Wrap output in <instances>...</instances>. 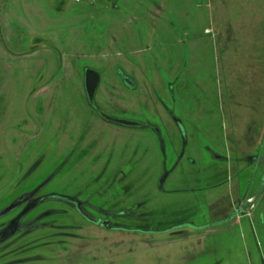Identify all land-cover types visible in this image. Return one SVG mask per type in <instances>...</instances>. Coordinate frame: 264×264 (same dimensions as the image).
I'll return each mask as SVG.
<instances>
[{"label": "rangeland", "instance_id": "obj_1", "mask_svg": "<svg viewBox=\"0 0 264 264\" xmlns=\"http://www.w3.org/2000/svg\"><path fill=\"white\" fill-rule=\"evenodd\" d=\"M113 1L0 0V207L56 172L44 192L87 196L110 189L109 182L96 185L102 175L120 173L123 206L140 205L124 217L126 226L157 231L186 226L127 233L119 246H93L83 251L87 264H262L264 205L234 227L220 223L232 211L235 182L252 175L214 160L207 150L237 158L243 156L241 145L260 136H249L247 125L235 128L249 114L235 107L245 81L235 77L241 71L225 68L226 50L244 44L238 13L251 10L249 0L232 6L229 0H118V9ZM222 5L231 7L226 12ZM194 37L197 41H189ZM87 67L102 73L109 90L119 68L136 77L129 96L99 90L96 100L109 113L125 112L121 118L165 127V137L170 135L165 152L150 129L120 127L93 113L83 83ZM232 78L231 113L225 80ZM165 108L187 114L184 149ZM199 125L210 127V136ZM167 170L172 173L161 189ZM55 252L40 244L27 254Z\"/></svg>", "mask_w": 264, "mask_h": 264}, {"label": "flooded vegetation", "instance_id": "obj_2", "mask_svg": "<svg viewBox=\"0 0 264 264\" xmlns=\"http://www.w3.org/2000/svg\"><path fill=\"white\" fill-rule=\"evenodd\" d=\"M77 1L79 2L80 0ZM92 1L95 2V0ZM189 41H197V38L195 37L191 38L189 39ZM128 75L131 76L130 74ZM132 77L135 80H137L136 77L134 76ZM112 79L113 80L111 81L110 84L111 90H109L108 88H106V86H102L104 80L102 76L98 92L99 90H102L106 94L109 93L111 97H114L116 93L118 96H121V98H123V96L125 95L127 96L130 95L127 91L129 90L133 91V89L135 88V86H131L132 88L126 86L122 78L119 76V74H116V76L114 78L112 77ZM83 83H84V72H83ZM170 91H171V96H176V91L172 84H170ZM179 93L181 94V92ZM85 98L87 101L86 90H85ZM87 105L89 106L88 102ZM89 107L101 121L103 120L104 122H108L102 119L98 115L99 112L96 109L92 108L91 106ZM165 110L167 112L166 113L167 116L171 117L169 111L171 109L165 108ZM120 111L121 112L117 114H113L103 110L104 113H107L118 119H124L121 118L120 115L125 114V112H123L122 110ZM181 115L183 116V113ZM115 125L124 127L120 124H115ZM154 126H156L160 130L165 141L167 140V137H169L170 139V135L169 133H167L168 132L167 130L166 133L168 134V136L165 137L164 135L165 127H161L155 124ZM200 129L202 133L210 136V134L206 132V127L201 125ZM150 130L158 138L157 133L151 128ZM222 164L237 165L238 170L239 172H241L242 175L244 174L246 175L248 173L251 174L252 172V167L249 166V163L247 162L240 163L237 160L233 161V159H231L229 161L222 162ZM107 177L109 178L106 179L105 175H102L100 178L97 179L96 185L102 186L104 183L109 182L106 187H110V189L106 188V189H102L101 191L93 190L92 194L89 196L82 195L81 192H76V191H69V192H65L61 190L52 191V192L40 191L37 194L38 197L49 194H56L66 198L76 199L79 203H72L71 201L65 200L63 198H58L55 200L46 201L38 206H35L31 212L29 211L25 214L24 212L27 208V204L21 205L19 208H17V210L13 211L9 215L0 219V233H1L7 227L15 223L16 219L18 220L20 216L24 215L17 224L18 228L14 236L4 243L7 244L13 240H16L18 242L20 241L19 244L21 246L22 245L29 246L32 244L34 245L53 244L56 246L62 245L65 247L66 246L70 247L69 249L70 252L68 254L65 255H60L59 253L57 255L55 254L54 256L55 259H53L54 264H77L76 263L77 261L83 264H87V262H85L87 254L83 255L84 252L82 251L79 254L76 253L77 251L76 246L79 243L85 245L84 249H86L87 246L91 245L94 239H97V243L100 244L107 243L111 245H118V246L121 245V243L125 242V239H127L124 238V233H123L124 230L136 229L126 226L125 222H123L122 220L124 219V217H126V215L135 213L136 209L140 208V205L125 208L123 206V191L121 190V186H120V182L122 180L121 174L120 173L112 174V175L107 174ZM24 183L22 182L20 184V187H23ZM235 183L236 184L233 194L234 196H232V199L234 200V202L244 201L243 199H245V197L246 199H252L256 195L259 189V185L261 183V177L257 179V181L255 182H252L251 180L250 181L245 180L244 183V181L242 182L241 180L238 179ZM251 184L252 187L249 188ZM37 185H35L32 188L22 190L10 201L12 202V200L22 196L23 194L31 192L32 190H34V188ZM168 197L169 196L166 195V198ZM51 202L55 203L56 205L58 204V206H49L48 204ZM258 204L259 206L264 205V193H262V195L258 199V203L255 206L254 210L258 208ZM236 208L237 206H235L234 210L229 212L228 215L233 213L236 210ZM262 213H264V207H263V211H261L259 215L260 220H262L261 218ZM245 214H246L245 216L239 217V223H241L244 219L250 216L249 213L247 212ZM261 223L264 226V222L261 221ZM40 261L41 260L39 259V257L35 255L30 256L29 254H23L21 259L15 260L17 264H29V263L41 264ZM263 263L264 260H262V264Z\"/></svg>", "mask_w": 264, "mask_h": 264}, {"label": "water", "instance_id": "obj_3", "mask_svg": "<svg viewBox=\"0 0 264 264\" xmlns=\"http://www.w3.org/2000/svg\"><path fill=\"white\" fill-rule=\"evenodd\" d=\"M230 2H232V0H229ZM118 0H114L111 4H112V8L113 9H118ZM248 3L251 6V10H249L247 12L246 15H254V14H263V18H264V0H249ZM248 5V7H249ZM223 6V5H222ZM232 6V4H231ZM230 6V7H231ZM224 7V6H223ZM228 7L227 9L224 7V10H226V12L228 11V9L230 8ZM248 17V16H246ZM242 21L244 22V32L254 28L255 26V21L254 23L249 20H247V18H243ZM248 22V23H247ZM253 24V25H252ZM257 27H256V32L254 33V48H256L259 51V57H264V19L262 21H257ZM252 25V26H251ZM251 26V27H250ZM205 32L210 34L212 33L211 28H206ZM238 42H236L237 45ZM237 47V46H235ZM234 47V48H235ZM119 72V73H118ZM264 72V70L262 71ZM117 73L119 74V76L122 78L123 82L125 83L126 86H129L130 88H132L131 86H135L137 85V81L132 77L129 76L123 68H119L117 70ZM101 77L102 74L101 72L93 67H87L84 71V85H85V90H86V97H87V102L89 104V106H91L92 108L96 109L99 113L98 115L110 122V123H114V124H120L124 127H130V128H142V129H152L154 130L157 135H158V139H159V143L161 145V149L162 151L165 152L166 149V141L164 139V137L162 136L160 130L154 126L151 123H144V122H138L135 120H129V119H118L114 116H111L107 113L103 112V109L97 104L96 102V94L98 92L99 86H100V82H101ZM241 87H243L242 84H240ZM250 86H246L240 88H237V92L239 93L240 97H247L249 95V90ZM233 96V94H232ZM238 97V96H237ZM170 111V116L171 118H173L176 126L179 129V132L182 134L183 139H184V147L185 148L187 142H188V135H187V128H186V124L185 121L183 120V117H185V115L187 116L186 113H183V116H177L176 113H174L173 111ZM197 119V118H196ZM254 120L255 118H253L252 124L247 125L248 128V135H260L258 136V138H256V143L255 142H249V145L247 146H252V149H243V148H238V150H242L243 152V156H238L237 158H233L234 160H237L240 163H249V166L252 167V182H255L253 177L254 175H256V181L257 179H259L261 177V183L259 185V189L256 193V195L252 198V199H243L244 201H237L234 202V200L232 199V211L234 210L235 206H237L236 210L231 213L230 215H225L226 218L221 221V224H229V222H231L232 227L236 226L239 223V217L245 216L246 212L250 213L254 210L255 206L258 203V199L260 198V196L262 195V193H264V149H257V144H264V127L262 129H260V131H257V133L255 132V126H254ZM256 124V123H255ZM201 125H199L200 128ZM216 142V141H215ZM238 147V146H237ZM208 151H210L211 155L213 156L214 160L216 161H220V162H224V161H229L231 160L229 157L224 156L222 153L210 148L208 146ZM241 155V154H240ZM180 158V157H179ZM39 163H37L36 166L32 167L29 172L27 173L26 176L23 177V179H21V181H19V184H21L22 182H26L28 178L31 177V175L33 174V172L36 170V168L38 167ZM172 170L171 171H165L164 175L162 176V178L160 179L159 182V187L161 189H163V184L166 182L167 178L171 175ZM262 173V175H261ZM57 175V172L54 173L49 179H45V181L39 183L34 190H32L31 192L25 193L22 196L12 200V202L8 201L5 205H3L2 207H0V219L9 215L10 213H12L13 211L17 210V208H19L21 205L27 204V208L24 212H31L33 210V208L35 206H38L46 201H51V200H55L58 198H63L65 200L71 201L72 203H79L76 199H72V198H66V197H62L56 194H49V195H44V196H40L38 197L37 194L40 191L44 192V189L46 187V185L52 180V178L54 176ZM252 187L249 186V188ZM252 189V188H251ZM179 190H177L176 192H178ZM175 192V191H172ZM234 194V192H232ZM83 195V194H82ZM37 196V197H36ZM87 196V195H86ZM14 198V197H13ZM12 198V199H13ZM11 200V199H10ZM227 209V208H226ZM24 216V215H23ZM20 216L18 218V220L16 219L15 223H13L11 226L7 227L3 232L0 233V264H17V262H15V260L21 259L23 254H27L28 249H30L31 246H35L34 244L32 245H20L18 241L13 240L7 244H5L4 242L8 241L9 239H11L14 234L17 231V224L19 222V220L23 217ZM248 216V215H247ZM262 221L264 222V213H262L261 215ZM186 225H179V226H172V228L169 229H165L162 231H157V230H152V229H140V228H136V229H126L124 230V238L125 235L127 233H137V234H156V233H166L168 231H172L173 229H177V228H181L184 227ZM209 225H207L208 227ZM100 243H97V239H94L92 241V244L87 246L86 249H84L85 245L84 244H78L76 247H78L80 245V249L77 248L76 253L79 254L81 253V251H87L89 249H91L93 246H98ZM48 246H53L54 250L56 251V249H58L57 252L50 254L49 256H42V255H35L37 257H39V259L41 260L40 262H46V261H53V259H55V254L57 255L58 253L60 255H65L68 254L70 251V247H65V246H56L53 244H49ZM58 247V248H57ZM61 257V256H60ZM43 260V261H42ZM39 262V263H40ZM77 264H83L79 261L76 262ZM264 264V263H263Z\"/></svg>", "mask_w": 264, "mask_h": 264}, {"label": "crops", "instance_id": "obj_4", "mask_svg": "<svg viewBox=\"0 0 264 264\" xmlns=\"http://www.w3.org/2000/svg\"><path fill=\"white\" fill-rule=\"evenodd\" d=\"M236 2V0H233L232 2L229 1V4L232 5ZM248 16V17H246ZM238 17L247 18V20L250 19L251 22L254 23V28H251L244 32L243 35V45L240 46L239 42L237 47L228 48L225 52V61L226 65L225 68L229 71L236 70L241 71V74L235 75V77H239L240 79H244L245 82H241L243 87L250 86L249 95L244 99V97H240L242 99L237 100L235 102V107L240 109L242 112L249 111L248 113H243V119L241 123L237 120L235 121V128H239L240 124L242 125H249L252 124L253 118L254 120V126L256 127L258 131L264 127V121H263V115H264V57H259V51L254 48V33L256 32L257 27V21H262L263 14H254L252 15H245L243 16V13H238ZM253 25V24H252ZM251 25V26H252ZM250 26V27H251ZM249 42V45H248ZM251 43V44H250ZM230 77V75H229ZM225 84L227 85L228 89H230V99L228 100L229 107L231 109V113L233 111V101L231 100V94H232V84H233V78L232 79H226ZM247 101H244V100ZM236 109V108H235ZM259 113H262V115H259ZM256 123V124H255ZM209 129V130H208ZM213 131L210 127H206V132L208 134H211V131ZM236 133V132H235ZM241 148L243 149H252V146H247L245 143L244 145H241Z\"/></svg>", "mask_w": 264, "mask_h": 264}]
</instances>
